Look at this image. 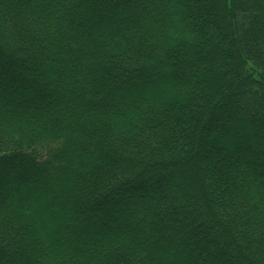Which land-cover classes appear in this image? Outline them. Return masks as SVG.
<instances>
[{
    "label": "trees",
    "instance_id": "1",
    "mask_svg": "<svg viewBox=\"0 0 264 264\" xmlns=\"http://www.w3.org/2000/svg\"><path fill=\"white\" fill-rule=\"evenodd\" d=\"M0 264H264V0H0Z\"/></svg>",
    "mask_w": 264,
    "mask_h": 264
}]
</instances>
